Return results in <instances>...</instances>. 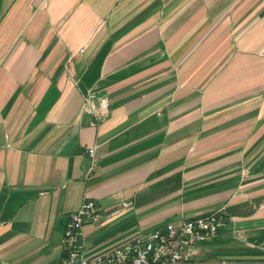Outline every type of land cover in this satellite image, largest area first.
Here are the masks:
<instances>
[{
    "label": "crops",
    "instance_id": "obj_1",
    "mask_svg": "<svg viewBox=\"0 0 264 264\" xmlns=\"http://www.w3.org/2000/svg\"><path fill=\"white\" fill-rule=\"evenodd\" d=\"M87 199L89 257L225 207L191 264H264V0H0V264Z\"/></svg>",
    "mask_w": 264,
    "mask_h": 264
},
{
    "label": "built area",
    "instance_id": "obj_2",
    "mask_svg": "<svg viewBox=\"0 0 264 264\" xmlns=\"http://www.w3.org/2000/svg\"><path fill=\"white\" fill-rule=\"evenodd\" d=\"M85 109L102 119L108 114V99L103 96L96 104L90 96ZM94 152V147L89 149L91 157ZM99 210L94 200L87 199L70 214L62 237L59 264H191L196 246L214 238L226 221V208L221 207L207 216L187 219L180 225L166 223L138 234L111 251L89 257L82 243L83 227L86 223L99 221Z\"/></svg>",
    "mask_w": 264,
    "mask_h": 264
}]
</instances>
